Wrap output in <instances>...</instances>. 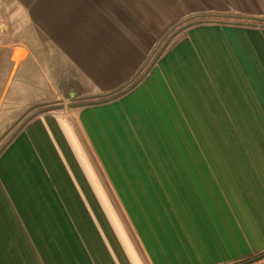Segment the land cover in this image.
<instances>
[{
  "label": "crops",
  "instance_id": "obj_1",
  "mask_svg": "<svg viewBox=\"0 0 264 264\" xmlns=\"http://www.w3.org/2000/svg\"><path fill=\"white\" fill-rule=\"evenodd\" d=\"M0 16V137L57 106L0 153V264H264V0H0ZM206 19L149 69L168 29Z\"/></svg>",
  "mask_w": 264,
  "mask_h": 264
},
{
  "label": "water",
  "instance_id": "obj_2",
  "mask_svg": "<svg viewBox=\"0 0 264 264\" xmlns=\"http://www.w3.org/2000/svg\"><path fill=\"white\" fill-rule=\"evenodd\" d=\"M204 21H209V19H206V20H199V21H194L192 23H189L188 25H185L183 26L180 30H178L175 34H173L169 40L167 41V43L165 44V46L163 47V49L161 50L159 56L161 55V53L168 47V45L172 42V40L175 38V36L180 33L181 31H183L184 29H186L187 27H189L190 25H193V24H197V23H200V22H204ZM226 23H233V24H248V25H254V26H257L259 25L258 23L256 22H252V23H242V22H238V21H224ZM158 56V58H159ZM153 66V64L149 67V69ZM148 72V71H147ZM146 72V73H147ZM145 73V74H146ZM144 75H142L136 82H134L130 87H128L127 89H124L123 91H120L118 93H113L111 95H108V97L106 98H103V99H99L97 101H92V102H89L88 104H99V103H104V102H108V101H111V100H114L120 96H122L123 94H125L126 92H128L129 90L133 89L139 82H141L144 78ZM54 108H57V106H52V107H46V108H43V109H40L38 111H36L35 113H33L32 115H30L26 121L20 125V127L13 133V135L8 139V141L3 145V147L0 149V153L5 149V147L8 145L9 142H11L15 136H17V134L26 126L25 124L27 122H29L30 120H32L35 116L41 114V113H44L48 110H51V109H54ZM259 258L257 259H252L246 263H239V264H249L251 262H254L255 260H258Z\"/></svg>",
  "mask_w": 264,
  "mask_h": 264
},
{
  "label": "rangeland",
  "instance_id": "obj_3",
  "mask_svg": "<svg viewBox=\"0 0 264 264\" xmlns=\"http://www.w3.org/2000/svg\"><path fill=\"white\" fill-rule=\"evenodd\" d=\"M176 32H177V27H175V28L171 27L170 29H168V31H166V33L164 35L161 36V38L159 39V41L157 43L156 49L154 50L153 54L151 55V58H150L149 63H148V67L150 65H152L153 60H155L159 56L161 50L163 49V47L165 46V44L167 43V41L169 40V38L173 34H175ZM177 36H178V34L175 36V38ZM175 38L172 40V42L175 40ZM20 120L22 122V119H20ZM18 127H19V124L16 123L15 125H11L9 128H7V129H5L3 131V134L0 137V148L2 147V145H4L8 141V139L13 135V133L16 131V129Z\"/></svg>",
  "mask_w": 264,
  "mask_h": 264
},
{
  "label": "built area",
  "instance_id": "obj_4",
  "mask_svg": "<svg viewBox=\"0 0 264 264\" xmlns=\"http://www.w3.org/2000/svg\"><path fill=\"white\" fill-rule=\"evenodd\" d=\"M10 21L0 16V36L10 28Z\"/></svg>",
  "mask_w": 264,
  "mask_h": 264
}]
</instances>
